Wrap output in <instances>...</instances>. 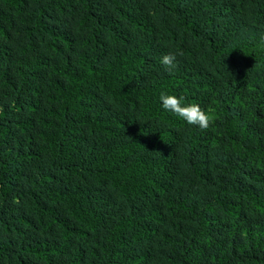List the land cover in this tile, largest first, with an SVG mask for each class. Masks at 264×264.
Wrapping results in <instances>:
<instances>
[{"label": "trees", "instance_id": "obj_1", "mask_svg": "<svg viewBox=\"0 0 264 264\" xmlns=\"http://www.w3.org/2000/svg\"><path fill=\"white\" fill-rule=\"evenodd\" d=\"M0 264H264V0H0Z\"/></svg>", "mask_w": 264, "mask_h": 264}, {"label": "clouds", "instance_id": "obj_2", "mask_svg": "<svg viewBox=\"0 0 264 264\" xmlns=\"http://www.w3.org/2000/svg\"><path fill=\"white\" fill-rule=\"evenodd\" d=\"M160 63L166 71L174 70L177 67V54H164L160 59ZM159 99L164 110L174 113L189 125L207 130L214 123V119L209 112L202 109L199 104L185 103L183 96L177 97L167 92H161Z\"/></svg>", "mask_w": 264, "mask_h": 264}]
</instances>
